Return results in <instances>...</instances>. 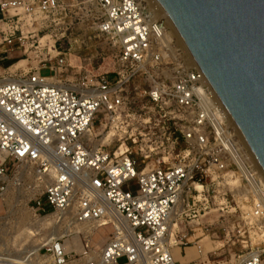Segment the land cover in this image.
I'll return each mask as SVG.
<instances>
[{
  "label": "built area",
  "instance_id": "obj_1",
  "mask_svg": "<svg viewBox=\"0 0 264 264\" xmlns=\"http://www.w3.org/2000/svg\"><path fill=\"white\" fill-rule=\"evenodd\" d=\"M164 27L146 0H0V63H26L0 84V200L31 180L34 215L113 227L100 251L81 233L80 253L52 238L0 264H177L170 217L181 205L175 223L200 220L212 193L245 238L240 264H264V170ZM101 37L110 70L93 64Z\"/></svg>",
  "mask_w": 264,
  "mask_h": 264
},
{
  "label": "water",
  "instance_id": "obj_2",
  "mask_svg": "<svg viewBox=\"0 0 264 264\" xmlns=\"http://www.w3.org/2000/svg\"><path fill=\"white\" fill-rule=\"evenodd\" d=\"M264 170V0H156Z\"/></svg>",
  "mask_w": 264,
  "mask_h": 264
},
{
  "label": "rangeland",
  "instance_id": "obj_3",
  "mask_svg": "<svg viewBox=\"0 0 264 264\" xmlns=\"http://www.w3.org/2000/svg\"><path fill=\"white\" fill-rule=\"evenodd\" d=\"M148 8L151 13H153L149 4ZM173 37L177 38L176 35ZM92 42L93 47H95L92 49L93 52L98 53V55L100 54V59L93 60L94 66L97 68L104 67L106 69L109 68V70L112 69L114 56L117 52L103 37L93 39ZM25 65L26 63L24 61L19 62L18 58L0 63V81L4 80L3 77H7L9 73H16L17 70L15 71V69ZM42 75L51 76L52 73L48 70H44L42 71ZM10 168L12 169L11 179H13L14 175H16H13L16 165L10 164ZM34 187V183L31 180L22 182L20 186L16 184V181H13L10 184L6 196L0 200V256L3 255L13 259H20L25 256L27 252L41 248L43 243L48 242L51 237H55L56 235H52L54 232L57 234V237L62 239L65 243L64 246L68 252H82V243L85 238L80 236V233L72 234L69 232L68 235H65V231H71V229H73V225H71L70 222L61 221L60 223H56L54 220L56 216L53 215L52 210H48L45 214L40 216L34 215L29 210L28 204L32 199V195L35 193V190H33ZM227 198L228 208L231 213L234 214V203L231 202L230 196ZM222 199L223 197L221 195L212 193L211 201H215L216 205H211L210 208L215 211H212L200 220L197 218H185L183 221H179V229H184V226L188 230L194 229L195 233L191 231L190 234L196 235L192 237L189 236L182 241H199L201 248V251L197 253L198 256L196 255V259L191 264H240V257L246 253V249L244 248L245 244L243 243L245 238L235 233L234 227H232L234 219L227 216L228 219L223 220V218H221L222 213L216 211L220 207L218 202H221ZM205 228H208L209 232H205ZM202 229H204V235H202ZM112 232L113 227L111 225L102 228L97 227L90 233V235L93 236L89 238L92 247L96 251H100L110 240ZM215 233H217V235H215ZM178 236L179 237H176L177 239L175 240L180 241L181 236ZM246 239L249 241V247L257 243L254 240L250 241L248 237ZM175 240L173 239L172 241L173 246L176 242ZM17 255H19V257H16ZM172 257L177 264L183 262L176 258V255L172 254ZM118 263L124 264L126 263V259H120Z\"/></svg>",
  "mask_w": 264,
  "mask_h": 264
},
{
  "label": "bare ground",
  "instance_id": "obj_4",
  "mask_svg": "<svg viewBox=\"0 0 264 264\" xmlns=\"http://www.w3.org/2000/svg\"><path fill=\"white\" fill-rule=\"evenodd\" d=\"M147 3L150 5L153 13L155 14L156 17H159L162 22H163V26H165L164 28L166 29V33H165V37H167L168 39H171L173 38L174 39V35L177 36V39L179 42H181V37L179 36V34L177 33L176 29L174 28L172 22L170 21L167 13L165 12V10L159 5V3L156 1V0H146ZM154 5V7H153ZM172 36V37H171ZM183 43V41H182ZM8 80L7 79H4V80H1L0 81V84L2 83H5L7 82ZM241 141L242 143L248 147L246 141L244 140L243 136H241ZM32 194V193H31ZM11 199V198H10ZM22 201V200H21ZM27 210V209H26ZM182 211V208H181V205H179L175 211L172 213L171 217H170V221H169V227H168V232H169V235L168 237L166 238V241L167 243L169 244V246L171 247V253L173 255H176V258L179 257L177 255H179V252H178V249L175 248L173 245H172V240H173V229L176 228V223H175V220L177 219L178 215L180 214V212ZM52 218V217H51ZM46 220V218H45ZM44 220V221H45ZM55 222L57 223V217L54 218ZM60 223V222H59ZM97 227V225H82V224H73V229H71V231H65V235H68V233H72V234H78V233H83L84 235H87V234H90L92 233ZM52 235H56L55 237H51L52 238H58L57 237V234L54 232V234ZM50 239V240H51ZM35 251H37L38 249H34ZM28 253V252H27ZM26 253V254H27ZM195 254V253H194ZM193 254V255H194ZM197 255V254H196ZM198 256V255H197ZM1 257V256H0ZM16 257H19V255H17ZM195 257V255L193 256ZM196 259V258H195ZM146 264V263H145Z\"/></svg>",
  "mask_w": 264,
  "mask_h": 264
},
{
  "label": "crops",
  "instance_id": "obj_5",
  "mask_svg": "<svg viewBox=\"0 0 264 264\" xmlns=\"http://www.w3.org/2000/svg\"><path fill=\"white\" fill-rule=\"evenodd\" d=\"M191 230L186 229L184 226V229H179V222L176 224V228L173 229V239H177L176 237L181 236V240H175L174 246L177 247L179 252V257H177L179 260H182L183 262L179 264H191L195 258L196 254L201 251L199 241H190L187 240L186 242H183L182 240L189 237V236H196L195 234H190ZM173 241V240H172ZM195 253V254H194ZM195 257H193L194 255Z\"/></svg>",
  "mask_w": 264,
  "mask_h": 264
}]
</instances>
